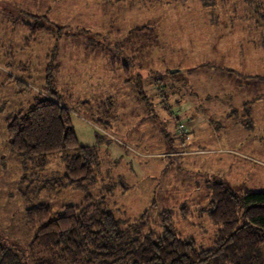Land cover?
I'll return each mask as SVG.
<instances>
[{"label":"rangeland","instance_id":"obj_1","mask_svg":"<svg viewBox=\"0 0 264 264\" xmlns=\"http://www.w3.org/2000/svg\"><path fill=\"white\" fill-rule=\"evenodd\" d=\"M22 10L46 14L69 34H40L26 46L28 32L14 22ZM82 29L89 36L79 34ZM93 34L116 39L136 56L143 94L114 67L113 54L88 39ZM50 54L60 67V88L73 102L79 144L100 156L89 188L52 184L65 173L66 151L36 161L9 146L7 120L33 106ZM110 96L119 110L108 130L78 109L80 102ZM177 119L188 123L190 139L180 137ZM38 162L45 165L37 168ZM216 180L239 196L244 188L264 191V0L210 6L201 0H0L1 240L27 250L33 235L25 223L28 208L47 204L58 215L93 195L126 221L152 212L153 203L155 213L170 209L183 237L211 248L219 227L205 211ZM184 206L188 218L180 213Z\"/></svg>","mask_w":264,"mask_h":264},{"label":"trees","instance_id":"obj_2","mask_svg":"<svg viewBox=\"0 0 264 264\" xmlns=\"http://www.w3.org/2000/svg\"><path fill=\"white\" fill-rule=\"evenodd\" d=\"M201 1L208 6L215 3V0ZM20 12L22 17L14 22L28 32L26 46L40 34H53L57 38L69 34L66 30L69 27L57 26L46 14ZM80 32L90 34L85 29ZM90 37L89 40L97 41L113 54L114 67L129 78L127 82L133 84L136 93L143 94L144 78L134 74L138 71L136 56L128 55L116 39L99 34ZM46 59L45 86L33 106L7 120L9 146L26 160L66 151L65 173L52 180V184L59 189L89 188L96 182L100 156L97 148L79 144L72 127L73 102L58 81L60 67L54 64L56 58L52 54ZM17 83L20 88L30 90L22 81L17 79ZM175 87L173 83L171 89ZM175 104L180 106L181 101ZM78 109H84L96 126L108 130L118 116L119 105L110 96L94 104L80 102ZM180 120L177 119V129L181 123H187ZM190 132L189 129L188 137L180 133L182 140L190 139ZM43 165L45 162H38L36 167ZM152 206L155 210L144 211L133 221L121 220L105 198L93 195H87L80 204L65 205L58 215L47 204L28 208L25 223L33 233L26 242L28 249L0 239V264H264V191L244 188L239 196L227 182H213L205 213L219 228L211 248L201 247L194 238L183 237L173 211L162 209L155 213L157 204ZM180 213L183 218L191 216L186 206Z\"/></svg>","mask_w":264,"mask_h":264},{"label":"built area","instance_id":"obj_3","mask_svg":"<svg viewBox=\"0 0 264 264\" xmlns=\"http://www.w3.org/2000/svg\"><path fill=\"white\" fill-rule=\"evenodd\" d=\"M178 132L181 133L184 137H188L189 134V126L188 123H181L178 126Z\"/></svg>","mask_w":264,"mask_h":264}]
</instances>
